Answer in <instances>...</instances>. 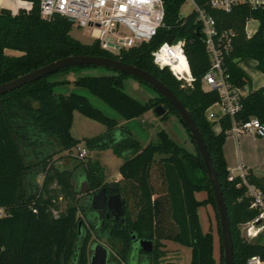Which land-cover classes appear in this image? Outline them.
Instances as JSON below:
<instances>
[{
	"label": "trees",
	"instance_id": "16d2710c",
	"mask_svg": "<svg viewBox=\"0 0 264 264\" xmlns=\"http://www.w3.org/2000/svg\"><path fill=\"white\" fill-rule=\"evenodd\" d=\"M23 1L31 3L28 11L21 9L12 15L7 9L0 10V83L53 60L78 55L120 60L153 74L189 111L206 144L225 198L233 264H246L252 255L264 261V241L250 242L240 235L239 225L252 220L258 211L249 207L251 197L245 194L241 178L227 179L229 171L222 145L230 118L222 117L219 130L215 132L214 122L205 116L207 107L218 100V94L201 87L209 57L196 13L179 16L185 0H163L164 21L157 35L149 43L122 49L117 55L102 50L96 41L85 45L73 39L69 34L72 23L59 15L43 19L37 0ZM194 2L213 19L218 35L232 34L223 60L231 83L243 87L250 82L239 66L242 60H255L256 69L264 72V10L237 5L225 12L210 8L208 0ZM250 20L257 21L258 27L247 37L245 27ZM178 40L184 42V54L194 78L189 86H182L167 67L158 68L150 55L162 43L172 44ZM7 51L19 55H7ZM81 66L65 67L57 72ZM51 75L0 95V207L5 211L0 216V246L3 248L0 264H88L92 235L87 229L85 233L81 230L80 235L77 232L81 218L74 175L83 171L92 190L106 183L99 179L86 157L79 159L71 154L81 142L70 133L73 109L105 125L103 133L83 138L86 149L114 146L125 156L115 181L116 192L125 203L124 222L102 226V236L116 252L115 261L134 263L131 256V235L134 234L154 242L150 252L139 249L138 253L145 256L143 264H161L165 253L159 246L163 239L189 246L190 264H217L213 257L212 233L201 230L197 214V207L206 203L215 213L218 264H223L220 225L203 161L186 124L167 99L155 90V96L142 103L137 101L121 89L122 80L130 75L115 70L98 76H78L73 80L76 86L103 100L123 119L140 116L161 105L165 113L159 118L175 115L193 149L179 144L164 129L157 132V143L142 145L127 129L117 137L115 133L120 126L115 119L103 115L83 95L55 93L53 86L66 80H51ZM241 104L236 119L244 120L253 115L264 123V85L247 92ZM63 152H66L64 157L74 159L72 169L56 167L55 156ZM245 177L264 193V176L249 170ZM196 191H205L206 198L197 200ZM259 236L260 233L257 238Z\"/></svg>",
	"mask_w": 264,
	"mask_h": 264
},
{
	"label": "built area",
	"instance_id": "2783aa9c",
	"mask_svg": "<svg viewBox=\"0 0 264 264\" xmlns=\"http://www.w3.org/2000/svg\"><path fill=\"white\" fill-rule=\"evenodd\" d=\"M39 13L43 19L59 15L72 21L80 29H85L99 47L112 55L142 43H149L163 26L165 9L163 0H37ZM197 15V21L204 35L205 49L209 57V67L201 78L203 90H215L218 100L205 111L206 118L219 127V120L228 116L230 126L226 135L238 136L249 134L264 137V123L256 116L236 119L241 109V100L247 94L246 86L238 87L230 82L223 68L224 55L230 47V32L218 35L213 19L199 8L194 0H189ZM212 9L228 12L233 6L247 5L252 9L264 10V0H208ZM28 11V10H26ZM247 35V34H246ZM248 37V36H247ZM153 63L158 68L167 67L182 86L191 85L192 77L189 64L184 54V42L178 40L172 44L162 43L151 52ZM84 159L87 149L78 146L75 154ZM247 171L238 175L229 172L227 179L241 178L246 187L245 194L251 197L249 207L257 210L256 217L243 223L246 235L254 238L264 229V193L255 185L246 181ZM238 183L237 185H239ZM0 207V216L4 215ZM56 215V212H53ZM3 248L0 246V251ZM246 264H262L258 255H252Z\"/></svg>",
	"mask_w": 264,
	"mask_h": 264
},
{
	"label": "rangeland",
	"instance_id": "374dc122",
	"mask_svg": "<svg viewBox=\"0 0 264 264\" xmlns=\"http://www.w3.org/2000/svg\"><path fill=\"white\" fill-rule=\"evenodd\" d=\"M193 10L194 7L192 3L189 0H185L184 4L179 10V16L186 17L190 15ZM256 25L257 22L252 21L247 25V28H251ZM69 34L73 39L85 45H90L94 42L85 29H80L75 24H72ZM7 55L19 54L13 51H7ZM242 66L246 69L250 78L249 84L246 85V90L249 92L262 82L263 76H256V74L258 75V71H256L254 68L252 60H246L242 63ZM111 72L112 70L106 67L85 65L81 67H72L65 72H56L50 76V79L66 80L64 83H57L53 86V91L55 93L69 94L74 92L83 95L91 106L100 110L103 115L115 119L118 123V126H120V128L115 133L117 137L123 132L124 129H127L130 134L133 135L142 145H145L149 142L157 143V132L161 129H164L179 144L184 145L186 148L193 149L186 131L175 115L169 114L166 119H160V116H157L152 108L144 111L140 116L131 119H123L103 100L91 94L87 89L78 87L73 83V80L78 76H98L109 74ZM121 89L123 92L127 93L129 96L141 103L156 95V91L151 86L138 81L132 76L125 77L122 80ZM104 131L105 125L101 121L87 117L80 113L77 109L72 110L70 133L75 139L81 140L78 146H84L82 142L83 138L95 136L103 133ZM77 147L72 149V155L76 154ZM65 154L66 152H63L60 155L55 156V165L59 169H72L75 161L72 156L69 158L64 157ZM86 160L89 161L92 169L102 182L110 183L117 180L118 167L125 160V156L118 152L114 146H109L106 148L87 149ZM41 179L42 177L40 176L38 178L39 183L41 182ZM205 207L206 203H202L197 207L200 218V226L203 232H211L212 230L214 233L213 234L211 232L213 237V257L216 259L218 264L219 238L217 229L215 221L213 224L211 223L212 228H210V221L206 214L207 208ZM239 230L241 237L246 241H264V229L260 231V236L258 238L257 236L254 238L248 237L246 235V226L243 224L239 225ZM91 238V240H93L92 236ZM216 240L218 241L217 249ZM159 250L165 253L161 259V264H167V262H173L175 264H190L191 248L189 246L183 245L171 239H163L160 240ZM262 264H264V262Z\"/></svg>",
	"mask_w": 264,
	"mask_h": 264
},
{
	"label": "water",
	"instance_id": "95a60500",
	"mask_svg": "<svg viewBox=\"0 0 264 264\" xmlns=\"http://www.w3.org/2000/svg\"><path fill=\"white\" fill-rule=\"evenodd\" d=\"M67 21L72 23V21L69 19H67ZM81 65L106 67L111 70L128 74L137 79H141L158 93L163 95L171 104V106L177 111L183 122L186 124L189 134L192 137L201 156L208 180L213 191L221 232L223 264H233V244L225 198L223 196L220 182L216 175L215 168L212 164L206 144L189 111L171 92V90L153 74L135 65L107 57L89 55L68 56L58 60H53L6 82L0 83V95L17 89L24 84H29L43 76L53 74L65 67ZM153 111L157 116H161L165 113V108H163L161 105H157L153 107ZM74 180L77 193L84 194L82 200L86 203L88 212L91 214H98L100 217H102L107 210L108 213H111L116 220L121 223L124 222V201L120 198V195L117 192L109 195L106 194L107 189L113 191L117 190L115 182L102 185L97 190L92 191L85 174L81 170L76 172L74 175ZM82 211H84V209H82ZM81 223L82 221L79 220L77 224L78 235H80L79 228ZM134 243H136L138 247L145 252L151 251L153 244L151 240L145 238L134 239ZM89 250L90 253L88 255V264H118L116 262L109 261V250L105 245L104 239L97 242H91L89 245Z\"/></svg>",
	"mask_w": 264,
	"mask_h": 264
},
{
	"label": "crops",
	"instance_id": "0c3cea01",
	"mask_svg": "<svg viewBox=\"0 0 264 264\" xmlns=\"http://www.w3.org/2000/svg\"><path fill=\"white\" fill-rule=\"evenodd\" d=\"M27 6V7H26ZM31 7V3L28 1L23 0H0V10L7 9L12 12L14 15L19 9L29 10ZM254 20H250L247 22L245 31L248 37H250L258 27V22L256 26L251 28H247V25L250 24ZM246 60H242L239 62V66H241L244 71L247 73L246 69L242 66V63ZM252 64L256 69V61L252 60ZM258 71L257 77H262V82L255 87L256 88L264 85V72ZM248 75V73H247ZM252 91V90H251ZM212 129L217 132L219 127L215 124L213 125ZM223 155L225 158V162L227 165V169L230 173L234 175H238L241 170L244 171H252L257 176H264V137H254L249 134H241L238 136L233 135H226L223 145H222ZM194 196L197 200H204L206 198L205 191H196ZM206 214L210 221V228H212L211 223L215 221L216 225V218L213 208L210 204H206ZM197 214L199 218V213L197 209ZM200 222V218H199ZM213 233V231L211 230ZM214 234V233H213ZM215 237V236H214ZM216 240V249H217ZM264 261H262L263 263Z\"/></svg>",
	"mask_w": 264,
	"mask_h": 264
},
{
	"label": "flooded vegetation",
	"instance_id": "af4514ba",
	"mask_svg": "<svg viewBox=\"0 0 264 264\" xmlns=\"http://www.w3.org/2000/svg\"><path fill=\"white\" fill-rule=\"evenodd\" d=\"M107 184L108 183H106L105 185H107ZM116 191L107 189L106 190V194L107 195L113 194ZM83 196H84V194H79V203H78L79 211H78V213H79V216L81 218L80 220L82 221V223L80 225V228H79L80 232L82 230V233H85V230L87 229L91 233V235L93 237V240H91L90 243L91 242L101 241L102 239H104L105 240V245H106V247L109 250V261L110 262H116L115 261V259L117 258L116 252H115V250H113L111 248L110 243L106 242V239L104 238V236H102V226L107 225V224H111L113 222H119V221L116 220L111 213H108L107 210L105 211V213L103 214L102 217H100V215H98V214H91L90 212H88L87 205L82 200ZM82 209H84V211H82ZM89 221H90V223H89ZM133 235L134 234L131 235V237H132L131 256L134 259V263L133 264H143L142 262H144L145 256L142 253H138L140 248L138 247V245L136 243H134V239H141V238H137L135 235L133 237ZM145 239H148V238H145ZM149 240H151V239H149ZM153 245H154V242L152 244V249H153ZM143 252H145V251H143ZM148 252H150V251H148ZM89 253H90V250H89ZM122 264H125V263H122Z\"/></svg>",
	"mask_w": 264,
	"mask_h": 264
}]
</instances>
